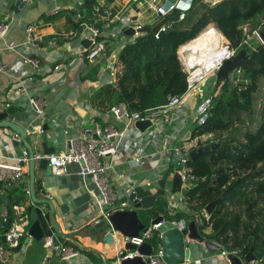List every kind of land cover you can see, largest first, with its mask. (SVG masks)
Listing matches in <instances>:
<instances>
[{
    "label": "crops",
    "instance_id": "1",
    "mask_svg": "<svg viewBox=\"0 0 264 264\" xmlns=\"http://www.w3.org/2000/svg\"><path fill=\"white\" fill-rule=\"evenodd\" d=\"M211 1L203 0V3L214 7L223 0ZM166 2V0H102L100 3L104 8L102 12L104 21L97 23L92 19V24L103 32V36H106L103 39L106 41L109 39V42L108 45H104L107 52L102 51L103 55L98 56V50L86 53L90 47L89 34L85 28L78 26V17L71 16L76 10L85 14L87 0H31L26 5L20 4L18 0H0V25H7L9 28L4 39L0 40L2 49L0 60L8 70L0 74V113L14 106L17 110L9 117L12 122L27 130H31L29 124L35 126L34 131L40 138L32 140L36 155L45 156L43 143H47L48 147H54L56 153L66 152V132L74 137L80 136L90 127V117H94L104 126L119 129L123 127L110 112L106 114L96 112L92 99L96 93L111 84L109 67L121 62L120 54L123 48L136 39L126 32L133 30L136 25H141L144 29L157 26L164 18L152 7L155 5L163 8ZM188 11H182L181 14L186 15ZM130 21L133 23H128ZM182 22H178V25ZM29 27L35 28L34 35L37 38L32 44L27 40ZM210 28L218 29L215 24H211L205 30ZM113 42L115 48L111 46ZM24 56L38 61V68L27 66L24 68L25 72L11 70L18 68ZM58 66L60 70L54 71ZM216 82V76H211L186 94L180 113L177 110L170 113L172 122L166 127V136L162 140H153V148L149 147L147 153L153 152L155 147L162 149L168 145L175 146L187 154L185 150L196 145V140L189 142L194 123L187 122L184 118L190 116L195 119L199 108L205 104L200 105V102H204L207 97L210 98L205 102L213 100L212 91ZM33 97L39 100L44 108V114L38 116L29 107V101ZM23 104L26 107H23ZM45 126L48 128L41 134L40 130ZM18 138L16 133L9 129L0 130V156L20 155L26 148L23 144L18 146L14 144V141H20V137ZM130 159L131 154L121 153L112 176L114 192L119 202L124 199L138 201L146 210L159 196L168 199V195L172 194L173 178L176 173L173 170L177 171L179 168L174 158L171 163L167 157L150 158L141 166L134 167L129 166ZM7 163L13 164V161L8 160ZM24 171L23 182L13 188V191H23L24 195L14 199L16 201L14 204L25 206H20L24 210L21 218L29 222L27 228L29 231L31 214L28 209L34 207L31 195L26 193V189L30 190L29 165ZM78 171L79 166L75 165L64 177L45 178L44 173L37 169L35 186L37 198L51 199L57 210L56 222L65 235V238H57L58 244L73 249L78 256L71 260H62L48 252L45 246L39 249L38 242L31 240L20 251H12V264H42L46 256L49 257L48 264H117V256L126 246L123 236L111 231L110 234L115 241L107 243L105 238L108 232L104 228L95 229L98 222L106 220L94 200V196H99V192L93 180L81 179L77 175ZM130 189H133L134 193ZM5 197L9 204L4 201V205L0 207L1 215L6 212L8 214V207L11 208L10 199ZM181 204H184L183 210H186L185 203ZM180 209L179 207L178 210H174V213ZM45 212L49 218V210L45 208ZM15 221L12 212L11 223ZM190 243L193 245L194 256L183 264H228L226 258L222 256V252L226 251L222 247V252L212 253L208 252L204 244Z\"/></svg>",
    "mask_w": 264,
    "mask_h": 264
},
{
    "label": "trees",
    "instance_id": "2",
    "mask_svg": "<svg viewBox=\"0 0 264 264\" xmlns=\"http://www.w3.org/2000/svg\"><path fill=\"white\" fill-rule=\"evenodd\" d=\"M94 1L87 0L85 14L77 10L71 13L73 17L81 16L80 28L92 25ZM263 23L264 0H223L214 7L194 0L185 20L179 25L171 24L159 40L147 33L125 46L120 54L123 76L92 99L93 108L99 113H109L124 104L130 112L145 114L167 105L172 98L186 95L188 74L178 50L197 39L211 24L217 26L232 48L247 51V59L238 68V85H232L228 78L218 79L205 122L196 121L192 126L189 142H197L186 152L219 145L209 155L187 164V174L195 179L183 194L188 212L180 209L173 213L168 199L159 196L151 207L139 209L138 213L146 227L159 216L171 222L196 220L205 241L215 242L229 253L236 251L241 258L253 249L257 259L264 253V107L258 128L243 129L244 116L254 115L256 95L264 81V44L243 45L247 38L243 27L250 25L254 30ZM236 87L239 91H235ZM14 187L0 188V207L5 196L13 209L14 199L24 195L21 190L13 191ZM218 198L221 202L215 212L209 219L204 218L202 212ZM153 244H161L158 233Z\"/></svg>",
    "mask_w": 264,
    "mask_h": 264
},
{
    "label": "built area",
    "instance_id": "3",
    "mask_svg": "<svg viewBox=\"0 0 264 264\" xmlns=\"http://www.w3.org/2000/svg\"><path fill=\"white\" fill-rule=\"evenodd\" d=\"M31 0H18L20 4L26 5ZM102 0H96V4L93 7V20L97 23H101L104 21L102 12L103 5L100 3ZM211 1V0H207ZM220 1V0H219ZM213 3V1H211ZM153 10L157 12V14L164 18L167 16L168 12H165L163 8L156 7L153 5ZM80 18L81 16L78 15ZM186 18L185 14H181L178 22L184 21ZM128 23H133L130 21ZM127 23V24H128ZM174 24V23H172ZM264 23L262 24V26ZM262 26L258 29H250V33L253 36H256V39L259 41L257 44H262L260 39V32H262ZM249 25L243 27L245 34L247 35ZM171 28V24L164 25L158 34L154 35L157 40L160 39L161 34L166 33ZM135 32L134 38H139L143 36L142 30L144 27L141 25H136L132 28ZM215 29V28H214ZM9 28L7 25H0V40L4 39L8 32ZM85 30H87L89 37L88 41L90 43V47L86 50L87 52L97 51L98 56L103 55V52H107L104 49V45H108L109 39L104 40L103 32L94 24L85 25ZM35 28L29 27L27 29V40L29 44H32L36 41V36L34 35ZM220 32V31H219ZM251 37H247L243 43V45L252 44V41L249 40ZM255 39V38H254ZM115 43H111V46L114 47ZM252 46V45H250ZM115 48V47H114ZM217 51L215 49L206 64H203L199 67L194 65V61L196 57L192 59L187 58L186 56H181L178 50V56L183 63L184 70L188 74V91L187 93L193 91L196 86L211 76H216V73L220 70L223 64L226 61L232 60L236 57L239 50L231 47L228 40L225 38V42H223L222 47ZM103 51V52H102ZM2 49H0L1 55ZM102 52V53H101ZM27 66H31L32 68H38L39 62L31 59L29 57L24 56L22 61L20 62L18 68H12L11 70L25 72L24 68ZM197 67V68H196ZM60 67H55L54 71H59ZM109 76L111 78V84H117L120 78L124 74V65L121 62L114 63L113 67H109ZM7 70V66H5L0 60V74L5 73ZM241 76V71L237 69L231 75H229V82L237 86L239 83L238 77ZM186 95L182 97H175L170 100V102L158 109H152L145 114L141 113H133L130 112L124 104H119L113 107L110 111V114L115 118L118 122L123 124L122 128H116L113 126H104L101 123L97 122L94 117H90L89 123L90 127L85 129L83 133L74 137L66 132L67 136V151L63 153H55L50 155H35V159L37 161L46 158L49 162V167L52 170V176L54 178H61L69 174L70 168L72 166H79V171L77 175L86 180L87 178H91L96 185L99 196H94V200L96 205L102 210V213L105 219L108 221L111 213L123 211L127 207L126 202H119L116 193L114 192V185L112 183V176L115 172L116 161L119 156L123 152H127L131 154V159L129 160V166H141L143 162L150 158H160L167 157L169 158L170 163L172 162V158L181 157L183 155L188 156V154L182 152L179 148L175 146H164L162 149L155 147L153 152L147 153L148 148L152 146L153 140H162L166 136V127L172 122L170 118V113L173 110H177L180 113L182 109V103ZM212 101L209 100L203 104L199 108V111L194 118L186 116L185 121H189L190 123H195L196 121L199 124H203L207 118L208 111L211 107ZM10 107V106H8ZM23 107L26 105L23 104ZM29 107L34 110V112L40 116L44 114V108L40 104L37 98H32L29 101ZM150 121L152 126L149 127L146 131L142 132L137 127L136 124L138 122ZM41 134L45 133L44 129L40 130ZM19 136L16 134V138ZM19 139V138H18ZM8 160L13 161V164H8ZM189 158H181L178 160V172L183 179L182 192L180 194H169L168 202L171 211L174 213V210H178L181 203H184V191L192 187V182L195 180L194 177L189 176L186 171L187 164L189 162ZM30 158L29 152L27 149H23L20 155L13 157L0 156V188L3 189H11L14 186L23 182L25 177L24 169L29 165ZM123 178V176H121ZM204 181V180H203ZM188 182H191L188 184ZM150 184H148L149 186ZM133 189H130L132 193ZM129 191V192H130ZM4 192V191H2ZM26 193L30 194V190L26 189ZM181 202V203H180ZM178 203L179 205H176ZM227 208L233 210L226 204ZM172 208H175L174 210ZM16 221L11 223V227L7 233H4L5 224L8 221L7 212L0 216V264H12L11 255L12 251L16 249L23 238L28 236V226L29 222L23 220L21 218L24 210L20 206H14L12 209ZM202 216L206 219H209L210 215L204 210L202 212ZM188 222L179 221L178 227L180 231H183L185 228H188ZM160 225H150L147 227L146 231H142L139 236L134 238L123 237L124 243H130L135 245L137 248L144 246L145 244H150L153 248L152 254L150 256L140 255L138 251H125L122 250L119 252L117 256V264H122L124 260L134 259L138 256H141L146 264H168L163 258V252L161 244L159 246H155L153 244L156 234L158 233L160 238L161 235L158 231ZM3 231V232H2ZM1 237H5L6 242L3 243L1 241ZM187 244L192 242L188 235L184 237ZM45 248L48 252H51L61 258L62 260H71L78 256V253L73 249L55 245L53 240L47 239ZM125 254V256H122ZM234 255L239 257L243 264H264L263 259L259 261L256 260L246 263L245 258H241L238 252H222V256H224L228 262V256ZM49 257L46 256L42 262V264H48Z\"/></svg>",
    "mask_w": 264,
    "mask_h": 264
},
{
    "label": "water",
    "instance_id": "4",
    "mask_svg": "<svg viewBox=\"0 0 264 264\" xmlns=\"http://www.w3.org/2000/svg\"><path fill=\"white\" fill-rule=\"evenodd\" d=\"M166 4L163 6L165 12H168L167 16L164 17L163 21L160 22L154 28H146L142 30V33H151L156 35L159 33L160 29L167 25L169 22L176 23L179 20L182 11H188L193 0H166ZM126 34L134 36L135 32L133 30H128ZM260 39L262 44H264V31L260 32ZM247 51L239 50L236 57L232 60L226 61L220 70L216 73V79H227L229 75L235 72L241 64L247 59ZM235 91H239L238 87L235 88ZM17 108L12 106L6 110V112L0 113V130L9 129L12 132L16 133L20 137V141H14L15 145L23 144L29 152V177H30V195L34 204V207H30L28 212L31 214L30 217V228L28 231V236L23 238L20 242V245L14 249V251H20L24 245H28L31 240L38 242L39 249H43L48 238H52L55 245H58V237L65 238V235L62 233L60 225L56 222V208L53 201L49 198L39 199L36 196V170L39 169L44 173V177H51L52 170L49 167V162L46 158L37 161L35 159V151L32 145V140L40 139L34 129L35 126L30 125L31 130H27L24 127L12 122L9 117L16 111ZM152 126L150 121L138 122L136 127L144 132L149 127ZM48 126H45L44 130ZM219 144L213 146H202L194 148L188 153V156L174 157V162H177L181 158H189L191 161L196 162L201 156L209 155L211 151L217 149ZM44 154L50 155L55 154L56 149L54 147H48L47 143L42 145ZM183 179L182 176L176 172L173 178V187L172 194H180L182 192ZM5 203L8 205V199L4 198ZM122 202L127 203V207L123 211H118L111 213L109 220H103L98 222L95 225V229H105L108 232V235L105 238L107 243H113L115 241L111 231L117 232L123 237L134 238L139 236L142 231H146V225L141 221L139 217V209L142 208V204L138 201H128L124 199ZM221 202V198H218L216 201L212 202L206 207V212L209 215H212ZM49 210V218L45 212ZM180 208L183 210L184 204L180 205ZM11 216L12 210L8 207V221L5 226L4 233H7L11 226ZM182 221V220H181ZM187 222L186 220H183ZM179 222V221H178ZM178 222L167 221L164 216H159L156 219L151 221V225H160L158 231L161 235V247L163 252V258L168 264H183L187 263L194 256V249L186 243L184 237L188 235V238L192 242L204 244L208 252L218 253L222 252L223 249L216 245L214 242L205 241L202 235L199 232L198 222L191 221L188 224V228H185L183 231H180L178 227ZM3 243L6 242L5 237H1ZM125 251H138L140 255L150 256L152 254V246L150 244H145L142 247L137 248L135 245L127 243ZM122 256H125L123 254ZM264 258V253H262L258 260L261 261ZM256 260L255 255L253 254V249L245 257V262L250 263ZM228 261L231 264H243L242 260L234 255L228 256ZM122 264H146L141 256H138L134 259L124 260Z\"/></svg>",
    "mask_w": 264,
    "mask_h": 264
},
{
    "label": "bare ground",
    "instance_id": "5",
    "mask_svg": "<svg viewBox=\"0 0 264 264\" xmlns=\"http://www.w3.org/2000/svg\"><path fill=\"white\" fill-rule=\"evenodd\" d=\"M223 42H225L224 36L217 29L210 28L194 41L180 47L179 54L190 59L197 56L196 60L193 61L194 65L199 67L203 65V62H208L215 49H217L216 53L220 51Z\"/></svg>",
    "mask_w": 264,
    "mask_h": 264
},
{
    "label": "rangeland",
    "instance_id": "6",
    "mask_svg": "<svg viewBox=\"0 0 264 264\" xmlns=\"http://www.w3.org/2000/svg\"><path fill=\"white\" fill-rule=\"evenodd\" d=\"M263 21V20H262ZM250 26V25H249ZM250 29L252 30L253 28L250 26V27H248V31H247V37H251V38H249V40H251L252 41V44L254 43V42H258L259 40L258 39H256V36H254V38H253V36L251 35V33H250ZM218 30V29H217ZM219 31V30H218ZM204 32H206V30H204ZM203 32V33H204ZM202 33V34H203ZM221 33V32H220ZM222 34V33H221ZM223 35V34H222ZM224 36V35H223ZM206 62L207 61H205V62H203L202 64H206ZM210 97H207L205 100H204V102H200V105H202L203 103H205V101L206 100H208ZM263 107H264V81L263 82H261V85H260V91H259V93L256 95V102H255V112H254V115H252V116H247V115H245L244 116V123H245V125H246V128L245 129H243V131H245L246 129H248V130H256L257 128H258V126H259V123H260V120H261V115H260V113H261V110L263 109ZM191 182H188V184H190ZM20 206H22V207H25L24 205H20ZM193 247V245L190 243V244H188V247Z\"/></svg>",
    "mask_w": 264,
    "mask_h": 264
}]
</instances>
